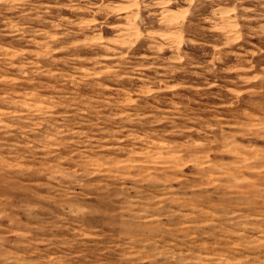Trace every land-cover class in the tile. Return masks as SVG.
<instances>
[{"label":"rangeland","instance_id":"374dc122","mask_svg":"<svg viewBox=\"0 0 264 264\" xmlns=\"http://www.w3.org/2000/svg\"><path fill=\"white\" fill-rule=\"evenodd\" d=\"M0 264H264V0H0Z\"/></svg>","mask_w":264,"mask_h":264}]
</instances>
